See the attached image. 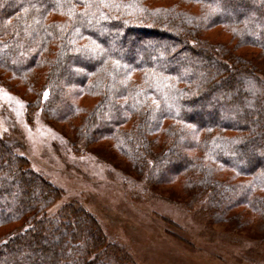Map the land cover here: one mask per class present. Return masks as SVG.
I'll use <instances>...</instances> for the list:
<instances>
[{
  "label": "trees",
  "instance_id": "obj_1",
  "mask_svg": "<svg viewBox=\"0 0 264 264\" xmlns=\"http://www.w3.org/2000/svg\"><path fill=\"white\" fill-rule=\"evenodd\" d=\"M129 34L137 49L120 43ZM244 47L264 53V0H0V69L15 79L3 84L29 111L263 237L264 75ZM61 196L0 135V264H139L79 202L47 214Z\"/></svg>",
  "mask_w": 264,
  "mask_h": 264
},
{
  "label": "rangeland",
  "instance_id": "obj_2",
  "mask_svg": "<svg viewBox=\"0 0 264 264\" xmlns=\"http://www.w3.org/2000/svg\"><path fill=\"white\" fill-rule=\"evenodd\" d=\"M208 32L215 40L229 38L221 27ZM139 42L136 34L120 40L123 46L134 43L135 49ZM242 51L254 56L264 75V53L255 47ZM12 77L0 69V135L61 189L47 214L79 202L139 264H264L263 234L211 222L201 206L184 201L177 182L149 186L107 142L75 146L76 135L65 123L47 119L40 108L29 111L31 96L3 84H15ZM77 102L94 107L92 98Z\"/></svg>",
  "mask_w": 264,
  "mask_h": 264
}]
</instances>
